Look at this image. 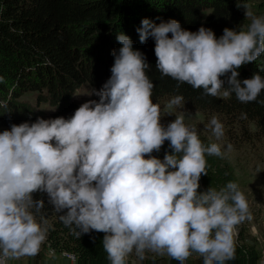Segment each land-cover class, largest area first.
<instances>
[{"label":"trees","instance_id":"trees-1","mask_svg":"<svg viewBox=\"0 0 264 264\" xmlns=\"http://www.w3.org/2000/svg\"><path fill=\"white\" fill-rule=\"evenodd\" d=\"M247 2L0 0L5 221L42 230L74 264H124L123 229L109 221L118 218V178L139 188L143 204L171 212L167 264H186L196 229L212 230L213 217L234 220L237 232L197 264H255L260 251L234 167L193 131L152 127L151 111L170 96L202 112L246 116L264 136V28L241 26ZM85 83L91 98L68 104L72 116L59 110L44 119L19 100L44 90L63 104ZM127 97L141 105H124Z\"/></svg>","mask_w":264,"mask_h":264},{"label":"rangeland","instance_id":"rangeland-1","mask_svg":"<svg viewBox=\"0 0 264 264\" xmlns=\"http://www.w3.org/2000/svg\"><path fill=\"white\" fill-rule=\"evenodd\" d=\"M264 0H248L240 14V24L244 30L264 28ZM28 90L19 100L28 111H38L44 119L60 111L72 116L68 104L85 105L91 98L90 86L85 83L73 94L69 102H51L43 90ZM226 96L225 92L221 93ZM126 106H140L139 99H123ZM3 103L1 102L0 105ZM152 127H174L188 129L207 141L213 151L228 160L240 181V196L247 212L250 241L256 243L259 251L264 252V136L246 116H226L219 112H202L190 108L170 96H163L154 105ZM0 125V132L4 130ZM111 193L118 199V218L109 221L123 229L118 236L126 264H167L173 244L175 231L170 213L156 205L143 204L141 191L128 181L116 179L111 185ZM169 203V198L165 199ZM143 209V213L139 209ZM187 209H183L178 219ZM140 216H144L141 218ZM0 253L6 256L5 264H48L49 256L55 253L42 252L37 241L44 239L43 231L31 232L25 229L18 219L5 221L0 215ZM212 230L196 229L195 234L206 233L207 243L195 241L196 250L184 257L186 264H197L214 253L218 238L237 232L238 224L228 218L210 220ZM205 230V231H204ZM49 255V256H48ZM62 255V254H61ZM63 256V255H62ZM66 258V257H65ZM67 259V258H66ZM69 260V259H68ZM46 261V262H45ZM70 261V260H69ZM71 262V261H70Z\"/></svg>","mask_w":264,"mask_h":264},{"label":"built area","instance_id":"built-area-1","mask_svg":"<svg viewBox=\"0 0 264 264\" xmlns=\"http://www.w3.org/2000/svg\"><path fill=\"white\" fill-rule=\"evenodd\" d=\"M234 235L236 234L233 233ZM194 239L198 240V241H204L205 243H207V240H206V233H200V234H196L194 236ZM221 244V237L218 238V241L216 242V245L214 246L216 249L218 248V246ZM49 252L50 253H56L53 249H49ZM60 254L63 255V257H66L67 259H69L71 262H75V257L72 253L70 252H61ZM6 263V256L4 254H1L0 253V264H5ZM124 264H126V261L124 262ZM255 264H264V252H261L259 253V257H258V260Z\"/></svg>","mask_w":264,"mask_h":264},{"label":"crops","instance_id":"crops-1","mask_svg":"<svg viewBox=\"0 0 264 264\" xmlns=\"http://www.w3.org/2000/svg\"><path fill=\"white\" fill-rule=\"evenodd\" d=\"M4 224L3 221H0ZM40 231V230H39ZM37 243L39 244V246L42 248L41 250H38L36 252H38V254L40 255V253L42 252H49V247L48 245L45 243V240L42 239L40 241H37ZM49 256V255H48ZM50 258V262H48V264H74L73 262H70L68 259H66L65 257H63L60 253H55L53 256H49ZM46 262V261H45ZM47 264V263H46Z\"/></svg>","mask_w":264,"mask_h":264}]
</instances>
